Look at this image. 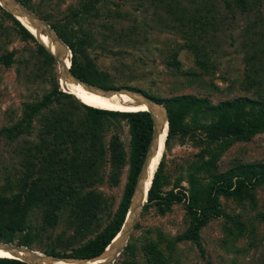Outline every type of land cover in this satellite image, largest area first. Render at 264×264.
Returning a JSON list of instances; mask_svg holds the SVG:
<instances>
[{"label": "rangeland", "instance_id": "1", "mask_svg": "<svg viewBox=\"0 0 264 264\" xmlns=\"http://www.w3.org/2000/svg\"><path fill=\"white\" fill-rule=\"evenodd\" d=\"M26 1L28 6L24 4L33 14L47 18L52 25L66 22L79 6V0ZM180 1L184 5L190 2ZM214 1L222 17L226 18V24L217 33L218 42L211 46L203 63L198 61L199 53L195 54L189 48L183 35L158 19L154 6L148 2L99 0L97 17L72 24H82L96 42L95 48L87 51V59L109 74L107 83L111 89L137 90L155 100L191 95L206 98L210 105L238 97H253L243 86L247 71L243 43L253 24V30L264 29L258 20H264V8L260 13L256 10L243 15L237 10L230 12L224 0ZM1 6L0 194L10 196L16 193L18 172L22 167L20 154L15 151L19 143L8 141L2 130L20 121L26 104H37L51 93L56 81L61 90V71L55 59L52 65L46 63L37 51L35 41L22 38L3 10L14 15ZM96 12L92 9L90 15ZM8 55H12L13 60L10 67L5 64ZM216 120L205 107L198 115L186 117L184 131L169 138L160 169V189L163 193L185 194L186 199L161 207L147 202L126 246L130 249L125 248L115 263L156 264L148 259V253L149 247L157 246L164 256V264H264V182L253 188L249 186L241 198L221 195L218 202L223 215L210 219L203 227L200 245L181 240L175 244L176 248L169 247V243H174L192 225L193 217L187 205L192 190H196L201 205L213 181L235 183L241 175L239 167L246 173L251 166L264 171L259 168L264 165V132L251 141H235L231 147L223 149L219 146L225 141L212 142L202 128ZM105 125L108 126V132H105L107 144L117 142L120 145L119 151L126 165L121 171L114 170L113 174L109 169L105 170V177L96 187L108 202V208L101 216L100 230L114 220L126 194L132 153L129 122L116 119L106 121ZM24 139L27 137L24 136L22 141ZM204 205L198 209L203 210ZM42 218L40 209H35L30 216V229L16 234L12 244L18 245L30 236L34 241L30 249L44 255L54 249L61 254H71L72 248L64 244V238L73 235V231L67 229V221L63 220L56 228L43 230ZM235 222L244 227L242 235Z\"/></svg>", "mask_w": 264, "mask_h": 264}, {"label": "trees", "instance_id": "2", "mask_svg": "<svg viewBox=\"0 0 264 264\" xmlns=\"http://www.w3.org/2000/svg\"><path fill=\"white\" fill-rule=\"evenodd\" d=\"M21 1L28 6L26 0ZM140 1L153 5L158 19L172 31L183 35L189 42V48L195 54L199 53L200 63L209 55L211 46L217 44V33L226 24V18L222 17L214 0H190L188 5L180 0ZM99 3V0H79L78 8L71 12L66 22L50 24L72 52V72L91 84L111 89L107 83L109 74L99 70L95 63L87 59V51L95 48L96 42L85 32L82 24H72L91 21V18L97 17L100 12ZM224 3L230 12L237 10L243 15H250L256 10L260 13L264 8V0H224ZM92 9L97 11L93 16L90 15ZM3 12L14 22L15 29L24 40L36 42L39 54L46 63L52 65L54 57L51 53L15 17L4 10ZM258 20L264 27L263 18ZM252 27L247 34V41L243 43L247 64L243 86L253 97H238L218 105H210L206 98L191 95L157 99L168 113L166 145L174 133L184 131L183 122L186 117L198 115L205 107L211 110L217 120L202 128L207 139L212 142L225 141L220 148L227 149L235 141H251L254 136L264 132V29L261 27L258 32ZM12 63V55H8L5 64L10 67ZM116 119L127 120L131 127L130 178L116 217L100 230L101 216L108 208V202L96 187L105 177V170L109 169L113 174L114 170L121 171L126 165L125 158L119 151L120 145L117 142L108 145L106 142L105 132H108V126L105 123ZM2 132L8 141L19 143L15 151L20 154L22 170L18 172L16 193L10 196L0 194V241L11 244L15 242L16 234L30 229L33 211L40 209L43 213V230L46 227L56 228L66 220L67 229L73 231L71 237H63L64 244L72 248L71 254H61L54 249L46 252L47 255L76 259H92L102 255L120 234L128 216L136 182L154 132L150 113L107 111L83 104L73 95L60 90L56 81L51 93L37 104H26L20 121L12 127L4 128ZM24 136L27 139L22 141ZM161 166L162 159L149 191L148 202L159 207L182 202L186 199L185 194L161 191ZM251 167L248 173L243 167H239L241 175L235 183L213 181L203 198L202 204H206L203 210L198 209L202 208V204H198L196 190H192L187 201L193 217L192 225L174 243H169V247L176 248L175 244L181 240L200 245L203 227L210 219L223 215L218 202L221 195L241 198L249 186L253 188L264 182V171ZM259 168L264 170V165ZM236 226L242 235L244 227L239 224ZM93 234L95 236L92 238ZM57 240L60 242L59 238ZM33 243L30 236H27L18 245L30 248ZM149 248L148 259L151 263L164 264L160 248ZM126 249H130V246ZM0 264L28 263L16 259H0ZM124 264L135 263L129 261Z\"/></svg>", "mask_w": 264, "mask_h": 264}, {"label": "bare ground", "instance_id": "3", "mask_svg": "<svg viewBox=\"0 0 264 264\" xmlns=\"http://www.w3.org/2000/svg\"><path fill=\"white\" fill-rule=\"evenodd\" d=\"M2 5V6H1ZM0 6L11 12L15 18L21 22L36 38V40L43 45L52 55L55 54L57 59H60L64 65L62 78L60 79V86L62 91L75 96L78 100L86 105L93 106L98 109L115 111V112H152L155 116L158 126V135L156 136L149 153H147V159L144 169L141 173L140 180L138 182V189L135 191L134 197L136 202L138 198H142V202L146 204L151 189L154 176L157 172L161 159L163 158L165 144L169 132V120L168 113L165 106L159 103L157 100L151 98L148 100V96L142 94H135L127 90L120 92H104L100 89L87 87L80 82H72L68 76L67 71L72 67L71 56H62L61 46L56 38H52L48 33H43V29L35 28L34 24L38 26L34 19H40L39 17H33L29 15V11L23 12V7L17 4L14 0H0ZM48 32V30H46ZM68 47V46H67ZM68 50L69 47H68ZM67 73V74H66ZM150 98V97H149ZM130 212V209H129ZM135 212V207L129 214L128 220L126 218L124 231L114 239L111 245L106 251L96 258L92 259H76V258H63L51 255H44L40 252L32 251L25 247H17L20 245L5 243L0 241V259H16L28 264H115L116 257L120 251L127 244L126 237L131 231V224L138 213Z\"/></svg>", "mask_w": 264, "mask_h": 264}, {"label": "water", "instance_id": "4", "mask_svg": "<svg viewBox=\"0 0 264 264\" xmlns=\"http://www.w3.org/2000/svg\"><path fill=\"white\" fill-rule=\"evenodd\" d=\"M14 1H16L17 2V4H19L20 6H22L23 7V12H25V11H29L28 13H29V15L31 14L33 17H36V15L35 14H33L32 13V11L24 4V3H22L21 1H19V0H14ZM11 13V12H10ZM15 17V16H14ZM38 17V16H37ZM40 19H34L35 21H36V23L38 24V26L36 25V24H34L35 26V28H39V29H43V33H45L46 35H48V33L51 35V37L52 38H56V40H58L59 41V45L61 46V48H60V50H61V53H62V56H63V58L64 57H67L68 55H70L71 57L69 58L70 60L72 59V55H71V50L69 51L68 50V45L65 43V41L58 35V33H57V31L55 30V28L46 20V19H44V18H42V17H39ZM21 23V22H20ZM22 24V23H21ZM23 25V24H22ZM24 26V25H23ZM25 27V26H24ZM26 28V27H25ZM46 30H48V32L46 31ZM70 52V53H69ZM52 55V54H51ZM53 57H54V59H55V61L58 63V66H59V68H60V71H61V78H62V74H63V71H64V69H63V67H64V65L62 64V62L60 61V59H57L56 57L57 56H55V54H53L52 55ZM71 63H72V60H71ZM67 73H68V76L70 77V78H67V79H70L72 82H80V83H82V84H84L85 86H87V87H92V88H95V89H100V90H103L104 92H120V91H122V90H127V91H130V92H132V93H135V94H142L143 96H146L147 97V95L146 94H144V93H142V92H140V91H137V90H132V89H128V88H119V89H105V88H102V87H99V86H96V85H94V84H91V83H89V82H87V81H85V80H83V79H81V78H79L78 76H76L73 72H72V70L70 69L69 70V72L67 71ZM66 73V74H67ZM61 87V86H60ZM62 90V89H61ZM63 92H65V91H63ZM66 93V92H65ZM148 98V100H152L151 98H149V97H147ZM150 113V115H151V117H152V120H153V124H154V132H153V136H152V140H151V142H150V145H149V149H148V152L147 153H149V150L151 149V146L153 145V142H154V140H155V138H156V136L158 135V126H157V123H156V119H155V116H154V114L152 113V112H149ZM146 159H147V155H146V158H145V160H144V163H143V166H142V168H141V171H140V174H139V176H138V179H137V182H136V186H135V190H134V194H135V191L138 189V182H139V180H140V176H141V173H142V171H143V169H144V166H145V162H146ZM149 193V192H148ZM134 194H133V197H132V201H131V207H130V212L129 213H131L132 212V210L134 209V207H135V212H133V213H138L137 214V216L134 218V220H133V222H132V224H131V231L129 232V234L127 235V237H126V241H127V244L123 247V249L120 251V253H118L119 255L116 257V260H117V258L121 255V253L124 251V249L126 248V246L128 245V242H129V240H130V237H131V234H132V232H133V230H134V228L136 227V223H137V220H138V218H139V216H140V214H141V212H142V209H143V207H144V202H142V198L143 197H141V198H138V202H136V200H135V197H134ZM149 196V194L147 195V197ZM147 202H148V200H147ZM146 202V203H147ZM128 217H129V214H128V216H127V220H128ZM127 222V221H126ZM126 224V223H125ZM125 224H124V226H123V228H122V230L120 231V232H122V231H124V228H125ZM17 247H23V248H25L24 246H17ZM28 248V247H27ZM30 249V248H29ZM107 249V248H106ZM32 251H35V252H38V251H36V250H33V249H31ZM106 251V250H105ZM104 251V252H105ZM101 256V255H100ZM116 260H115V262H116ZM114 263V262H113ZM112 263V264H113Z\"/></svg>", "mask_w": 264, "mask_h": 264}, {"label": "clouds", "instance_id": "5", "mask_svg": "<svg viewBox=\"0 0 264 264\" xmlns=\"http://www.w3.org/2000/svg\"><path fill=\"white\" fill-rule=\"evenodd\" d=\"M71 55H72V52H71ZM75 97V96H74Z\"/></svg>", "mask_w": 264, "mask_h": 264}]
</instances>
